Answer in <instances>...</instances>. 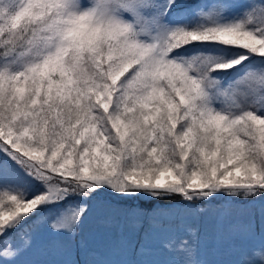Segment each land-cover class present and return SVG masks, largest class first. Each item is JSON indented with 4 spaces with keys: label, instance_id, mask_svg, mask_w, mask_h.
<instances>
[{
    "label": "snow or ice",
    "instance_id": "1",
    "mask_svg": "<svg viewBox=\"0 0 264 264\" xmlns=\"http://www.w3.org/2000/svg\"><path fill=\"white\" fill-rule=\"evenodd\" d=\"M101 198L166 234L126 264H213L176 222L258 205L227 264H264V0H0V264Z\"/></svg>",
    "mask_w": 264,
    "mask_h": 264
},
{
    "label": "rangeland",
    "instance_id": "2",
    "mask_svg": "<svg viewBox=\"0 0 264 264\" xmlns=\"http://www.w3.org/2000/svg\"><path fill=\"white\" fill-rule=\"evenodd\" d=\"M231 204L236 207L232 209L229 204L230 209L225 203L220 207L213 204L204 206V213L187 216L176 222L190 230L195 245L193 259L227 264L229 260L236 258L234 250L244 241L249 226H254L256 216V231L259 232V206L252 207L239 201ZM123 210L124 208H106L93 202L74 236L53 237L42 229L38 233L36 247L24 259L40 261L42 264H63L68 259L71 261L76 254L82 258L87 253L100 255L99 258L96 257V264L167 259V252L163 248L167 242L165 233H157L148 242L145 253L140 254L137 238L139 236L142 240L148 227L147 222L143 218L125 215Z\"/></svg>",
    "mask_w": 264,
    "mask_h": 264
},
{
    "label": "trees",
    "instance_id": "3",
    "mask_svg": "<svg viewBox=\"0 0 264 264\" xmlns=\"http://www.w3.org/2000/svg\"><path fill=\"white\" fill-rule=\"evenodd\" d=\"M96 202L99 203L100 205H102L103 207L114 208V209L120 208V210L123 209V208L127 209L129 207H139V208H142V209H149L151 207L149 202L148 201H144V200H138V201H132V202L112 201L111 204L109 205V203L107 202L106 198H101L99 201H96ZM161 203H166V202H161ZM211 204H213L214 206L220 207V206L224 205V201L219 200V201L212 202ZM211 204L206 205V207L210 206ZM234 204L237 205L236 203H234ZM230 205H231L232 209L234 207H236V206L232 207L233 204H230ZM227 207H228V205H227ZM228 208H230V207H228ZM257 227H258V217L256 216V217H254V228L257 230ZM143 230L144 229L142 228L141 232H143ZM138 238H139V236H138ZM3 247H4V245L0 244V249H2ZM99 256L100 255H97V254L95 256H93L90 253H87L86 255H84L81 258L78 254H76V256L73 259H71V261L75 262V264H90V263H93V262H94V264H96V262H98L96 257L99 258ZM68 261H69V259H68Z\"/></svg>",
    "mask_w": 264,
    "mask_h": 264
}]
</instances>
